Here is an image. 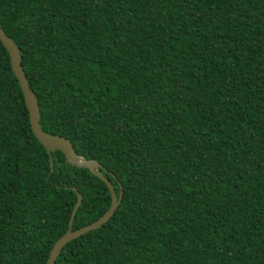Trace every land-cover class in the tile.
Here are the masks:
<instances>
[{
	"label": "trees",
	"instance_id": "16d2710c",
	"mask_svg": "<svg viewBox=\"0 0 264 264\" xmlns=\"http://www.w3.org/2000/svg\"><path fill=\"white\" fill-rule=\"evenodd\" d=\"M40 129L120 202L54 264H264V0H0ZM51 160V165L49 162ZM106 186L31 133L0 44V264H44Z\"/></svg>",
	"mask_w": 264,
	"mask_h": 264
},
{
	"label": "water",
	"instance_id": "95a60500",
	"mask_svg": "<svg viewBox=\"0 0 264 264\" xmlns=\"http://www.w3.org/2000/svg\"><path fill=\"white\" fill-rule=\"evenodd\" d=\"M0 44L5 49L8 55L10 70L18 82V86L21 91L23 102L28 115L29 127L36 141L43 147V149L47 152V154H50V152L53 151H59L64 156V160L68 165L88 170V172L91 175L98 178L106 186L110 197V204L108 208L99 218H97L94 222H92L89 225L83 226L76 230H72L71 229L72 218L75 211L77 210V208L81 203V197L79 193L75 189H73V192L76 196V202L70 213L66 231L53 243V245L49 250L46 261L44 263V264H54L57 255L68 242L78 238L84 233L98 229L100 226H102L109 220V218L112 216L115 209L119 205L121 192H119L118 196H116L114 189L112 188L108 180L99 171L101 167L98 164V162L94 160H88L80 155H77L67 139L57 135L46 134L40 129L39 110H38L37 101L34 94L32 93V91L28 86L22 68L20 66V55L18 48L3 33L1 28H0ZM49 162L51 165L50 159Z\"/></svg>",
	"mask_w": 264,
	"mask_h": 264
}]
</instances>
